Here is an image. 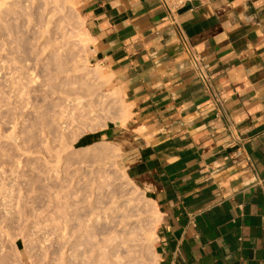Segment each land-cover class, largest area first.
Here are the masks:
<instances>
[{"label": "crops", "instance_id": "0c3cea01", "mask_svg": "<svg viewBox=\"0 0 264 264\" xmlns=\"http://www.w3.org/2000/svg\"><path fill=\"white\" fill-rule=\"evenodd\" d=\"M75 2L90 62L131 113L90 139L131 145L127 176L160 214L158 264H264V0H196L174 19L159 0Z\"/></svg>", "mask_w": 264, "mask_h": 264}, {"label": "rangeland", "instance_id": "374dc122", "mask_svg": "<svg viewBox=\"0 0 264 264\" xmlns=\"http://www.w3.org/2000/svg\"><path fill=\"white\" fill-rule=\"evenodd\" d=\"M52 1L0 0V264L77 263L92 236L86 212L107 201L128 224L113 232L117 257L150 264L154 201L127 176L131 145L90 139L120 120L122 93L90 62L75 0H60L62 12Z\"/></svg>", "mask_w": 264, "mask_h": 264}, {"label": "bare ground", "instance_id": "6f19581e", "mask_svg": "<svg viewBox=\"0 0 264 264\" xmlns=\"http://www.w3.org/2000/svg\"><path fill=\"white\" fill-rule=\"evenodd\" d=\"M51 4L53 5V7H55L60 12H62L64 9V5H63L64 3L61 2L60 0H53L51 2ZM84 36L87 38V40L89 42L88 44L90 45L91 40H92L90 35L88 33L87 34L84 33ZM82 40L84 41V39H82ZM84 43H85V41H84ZM87 62L88 61L86 60L85 63H87ZM87 64H89V63H87ZM99 67L101 68V72H99L100 68H98V71H96V73H99L101 76L102 75L104 76V74L102 72L103 71L102 67L100 65H99ZM110 96L114 97V99H115L118 96V93L113 92ZM80 100H83V99H80ZM78 104H83V101H79ZM130 118H131V113H130L129 106L124 103L122 108H121V118L117 122V125L125 126ZM110 180H113V178H110ZM110 187H111V185H108L106 187V190L109 191ZM109 203H111V205L108 207ZM114 205H115V202H110V201L108 202L107 201V203L101 205L99 208L94 207V208H90L87 210L86 218L88 220L84 221L83 223L84 224L87 223V225H85L86 233H92V236L89 240L84 241L85 243H87V244L83 245V246H85L86 250H85L84 254H82V255L80 254L81 260H79L75 264H136V263H134V262H136V260H134V259H131V258L127 259V257H122L119 259L116 255L115 248L119 246L118 240L121 241V237L117 236L113 232L115 231V227L120 226V224H117V223H121V224L126 223V225H128V224H127V221H124V220L120 221V222H117L114 220V213L116 211V208ZM152 214H153V216H155V219L158 222L160 214H159L157 204L155 202H153ZM103 215L104 216L107 215V216H105L107 224L100 225V226L93 225V224L88 225L93 217L98 219V218H101ZM108 221H109V223H108ZM100 240L102 241V243H106L107 246L106 247H102V246L100 247V244H99V242H101ZM155 241H156V237H155L154 232H150L149 234H147L146 243L148 244V246L150 248H152V252H153V259L151 260L150 264H158V256L154 252ZM128 243H129L128 241H125V243H123V245H126ZM15 246H16V244H15ZM102 248H109L110 250L108 253L101 252ZM2 252L4 253V251H2ZM2 252L0 253V256H1ZM76 252H77V250L73 249V253H76ZM77 255L78 254L75 255L76 259L79 257V255L78 256ZM3 260H4V258H3ZM3 260H2V262H3ZM74 262H75V260H74ZM2 264H4V263H2Z\"/></svg>", "mask_w": 264, "mask_h": 264}, {"label": "built area", "instance_id": "2783aa9c", "mask_svg": "<svg viewBox=\"0 0 264 264\" xmlns=\"http://www.w3.org/2000/svg\"><path fill=\"white\" fill-rule=\"evenodd\" d=\"M195 1L196 0H159V3L174 19L175 16L184 9L192 8ZM181 42L189 56L190 65L195 70L198 79H200L206 89L210 91V77L208 75L207 67L204 64V59L195 52L194 48L189 43V40L183 33H181Z\"/></svg>", "mask_w": 264, "mask_h": 264}, {"label": "water", "instance_id": "95a60500", "mask_svg": "<svg viewBox=\"0 0 264 264\" xmlns=\"http://www.w3.org/2000/svg\"><path fill=\"white\" fill-rule=\"evenodd\" d=\"M184 10H188V8L187 9H184Z\"/></svg>", "mask_w": 264, "mask_h": 264}]
</instances>
